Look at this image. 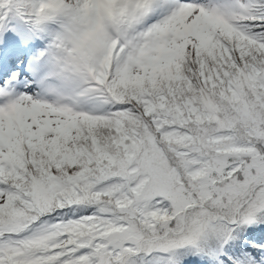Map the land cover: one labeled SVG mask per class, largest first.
I'll return each instance as SVG.
<instances>
[{"label": "snow or ice", "instance_id": "obj_1", "mask_svg": "<svg viewBox=\"0 0 264 264\" xmlns=\"http://www.w3.org/2000/svg\"><path fill=\"white\" fill-rule=\"evenodd\" d=\"M0 264H264V0H0Z\"/></svg>", "mask_w": 264, "mask_h": 264}]
</instances>
